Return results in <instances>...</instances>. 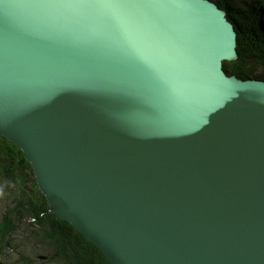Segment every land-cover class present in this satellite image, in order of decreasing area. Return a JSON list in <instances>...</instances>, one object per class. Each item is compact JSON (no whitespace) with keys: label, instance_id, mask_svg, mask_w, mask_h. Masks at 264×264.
<instances>
[{"label":"water","instance_id":"obj_1","mask_svg":"<svg viewBox=\"0 0 264 264\" xmlns=\"http://www.w3.org/2000/svg\"><path fill=\"white\" fill-rule=\"evenodd\" d=\"M209 0H0V136L109 264H264V81L222 70Z\"/></svg>","mask_w":264,"mask_h":264},{"label":"trees","instance_id":"obj_2","mask_svg":"<svg viewBox=\"0 0 264 264\" xmlns=\"http://www.w3.org/2000/svg\"><path fill=\"white\" fill-rule=\"evenodd\" d=\"M216 1L228 12V19L238 31L237 58L224 63V68L241 79L264 80V0ZM0 181L11 185V191L7 192L14 197L0 220L1 252H17L15 246L30 243L33 247H27L44 248L48 253V256L32 257L52 264H109L77 230L49 211L47 201L35 183L31 165L19 149L1 136ZM17 239L19 243H16ZM19 256L21 264L31 263L30 255Z\"/></svg>","mask_w":264,"mask_h":264},{"label":"rangeland","instance_id":"obj_3","mask_svg":"<svg viewBox=\"0 0 264 264\" xmlns=\"http://www.w3.org/2000/svg\"><path fill=\"white\" fill-rule=\"evenodd\" d=\"M7 188L5 189L4 187ZM11 185H7L6 182H1L0 181V220H1V216L4 213V211L8 208V205H10V201L11 199H13L11 197V194L8 193L7 191H11ZM13 190V189H12ZM20 196V195H18ZM24 224V229L27 226V222L23 223ZM21 229V233L23 232V228L22 226L20 227ZM20 233V231H19ZM18 233V234H19ZM24 236V234H23ZM18 239L16 240V243ZM27 246H32L30 243H28L27 245H20V246H15L14 248H16L17 252L15 250H8V251H0V264H21L19 262V254H24L25 256H28L31 259V263L30 264H52L49 261L46 260H41L38 258H34L37 257L36 255L41 256H48L47 251L44 248H40V249H36V248H31V247H27ZM33 247V246H32ZM41 252H40V251ZM32 252V254H31ZM34 256V257H32ZM56 264V263H55Z\"/></svg>","mask_w":264,"mask_h":264},{"label":"bare ground","instance_id":"obj_4","mask_svg":"<svg viewBox=\"0 0 264 264\" xmlns=\"http://www.w3.org/2000/svg\"><path fill=\"white\" fill-rule=\"evenodd\" d=\"M210 2H212L213 3V5H215V7L219 10V11H222V13H223V18L225 19V21L228 23V24H230L231 25V27H232V29L235 31V33H236V41H235V51H236V56L234 57V58H232V59H230V60H223V62H222V70L225 72V74L227 75V76H235V75H230L228 72H227V70L224 68V63H226V62H229V61H232V60H235L236 58H237V49H236V47H237V34H238V31H237V28H236V26L234 25V23L233 22H231L229 19H228V16H227V11L223 8V7H221L220 5H219V3L216 1V0H209ZM235 78L237 79V80H242V81H248V80H251V81H264V80H261V79H255V78H249V79H241V78H238V77H236L235 76ZM21 151V150H20ZM23 153V152H22ZM24 155V154H23ZM25 158V157H24ZM26 159V158H25ZM27 161V160H26ZM28 162V161H27ZM30 165H31V163L30 162H28ZM31 169H32V172H33V168H32V165H31ZM33 176H34V173H33ZM34 180H35V176H34ZM35 183H36V180H35ZM76 230V229H75Z\"/></svg>","mask_w":264,"mask_h":264}]
</instances>
